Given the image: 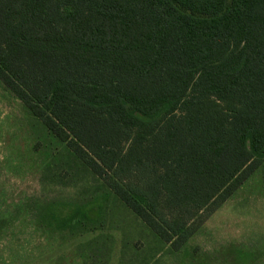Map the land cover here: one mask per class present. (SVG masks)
I'll list each match as a JSON object with an SVG mask.
<instances>
[{
	"label": "trees",
	"instance_id": "1",
	"mask_svg": "<svg viewBox=\"0 0 264 264\" xmlns=\"http://www.w3.org/2000/svg\"><path fill=\"white\" fill-rule=\"evenodd\" d=\"M0 81L173 252L264 164V0H0Z\"/></svg>",
	"mask_w": 264,
	"mask_h": 264
},
{
	"label": "rangeland",
	"instance_id": "2",
	"mask_svg": "<svg viewBox=\"0 0 264 264\" xmlns=\"http://www.w3.org/2000/svg\"><path fill=\"white\" fill-rule=\"evenodd\" d=\"M0 264H264V164L173 252L0 81Z\"/></svg>",
	"mask_w": 264,
	"mask_h": 264
}]
</instances>
